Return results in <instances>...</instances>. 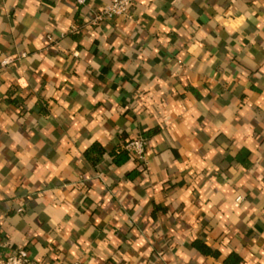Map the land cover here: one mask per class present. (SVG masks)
<instances>
[{
    "label": "crops",
    "instance_id": "obj_1",
    "mask_svg": "<svg viewBox=\"0 0 264 264\" xmlns=\"http://www.w3.org/2000/svg\"><path fill=\"white\" fill-rule=\"evenodd\" d=\"M109 1L0 0V257L264 264V0Z\"/></svg>",
    "mask_w": 264,
    "mask_h": 264
},
{
    "label": "built area",
    "instance_id": "obj_2",
    "mask_svg": "<svg viewBox=\"0 0 264 264\" xmlns=\"http://www.w3.org/2000/svg\"><path fill=\"white\" fill-rule=\"evenodd\" d=\"M76 4L83 5L87 0H74ZM132 0H110L95 16V20L109 19L116 16H126L129 12ZM8 62L7 58L1 61V65ZM146 140L142 136L129 140L125 147L128 151L136 154L138 158L144 157ZM1 245V241H0ZM28 252L23 248H17L13 253L0 257V264H29ZM73 264H89L83 261H76Z\"/></svg>",
    "mask_w": 264,
    "mask_h": 264
},
{
    "label": "trees",
    "instance_id": "obj_3",
    "mask_svg": "<svg viewBox=\"0 0 264 264\" xmlns=\"http://www.w3.org/2000/svg\"><path fill=\"white\" fill-rule=\"evenodd\" d=\"M119 160V159H118ZM204 250V249H203Z\"/></svg>",
    "mask_w": 264,
    "mask_h": 264
}]
</instances>
